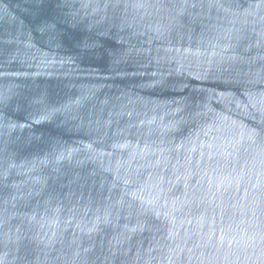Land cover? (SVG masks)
I'll list each match as a JSON object with an SVG mask.
<instances>
[{"label": "water", "instance_id": "obj_1", "mask_svg": "<svg viewBox=\"0 0 264 264\" xmlns=\"http://www.w3.org/2000/svg\"><path fill=\"white\" fill-rule=\"evenodd\" d=\"M0 264H264V0H0Z\"/></svg>", "mask_w": 264, "mask_h": 264}]
</instances>
